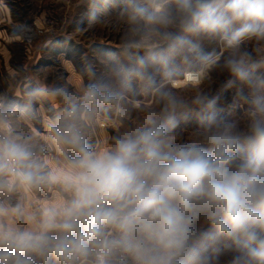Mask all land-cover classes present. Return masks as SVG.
<instances>
[{"label":"clouds","instance_id":"obj_1","mask_svg":"<svg viewBox=\"0 0 264 264\" xmlns=\"http://www.w3.org/2000/svg\"><path fill=\"white\" fill-rule=\"evenodd\" d=\"M128 11L121 52L135 53V66L122 73L145 81L159 114L97 150L87 124L120 99L111 84L30 92L63 100L50 132L65 163L50 168L28 138L0 134V191L58 186L68 195L34 227L0 224V264H221L224 249L232 252L227 264H264V94L253 87L246 132L210 101L196 138L176 143L183 101L164 83L177 56L215 63L196 43L204 39L222 42L230 52L223 67L248 80L241 44L264 39V0H130ZM157 65L160 82L149 72ZM8 211L0 205V216Z\"/></svg>","mask_w":264,"mask_h":264},{"label":"rangeland","instance_id":"obj_2","mask_svg":"<svg viewBox=\"0 0 264 264\" xmlns=\"http://www.w3.org/2000/svg\"><path fill=\"white\" fill-rule=\"evenodd\" d=\"M0 3L9 7L13 14V23L6 28L12 36H20L19 42L12 46L15 72L6 74L0 68L1 90L5 97L0 112V134L8 132L28 138L50 168L62 167L65 163L62 149L52 138L50 124L62 111L63 100L48 95L30 96L29 93L37 88H64L80 94L89 84L103 81L107 77L105 57H120L124 37L129 31L130 0H95V8L93 0H0ZM93 11L95 18L91 15ZM214 41L220 54L212 59L214 64L202 66L199 81L194 82L195 77L191 75L182 82L170 78L164 81L183 104L213 87V75L219 78L227 71L224 62L217 63L220 56L227 58L230 52L218 39ZM241 50L248 52L250 57L264 59V39L247 38L242 41ZM188 73L190 71H183L184 76ZM108 77L115 81L112 85H116V77L112 74ZM137 85L141 100L133 101L121 93L118 102L111 106L112 117L99 111L87 124L90 146L97 150L111 149L117 138L145 126L150 116L159 114L161 105L155 93L148 91L142 81ZM236 107L224 120L237 123L241 131L246 132L250 108ZM200 131L186 130L173 138L176 143H187ZM67 195L58 186L0 191V205L9 210L7 215L0 216V224L34 227L44 209L58 206ZM18 206L19 214L14 211Z\"/></svg>","mask_w":264,"mask_h":264},{"label":"trees","instance_id":"obj_3","mask_svg":"<svg viewBox=\"0 0 264 264\" xmlns=\"http://www.w3.org/2000/svg\"><path fill=\"white\" fill-rule=\"evenodd\" d=\"M196 43L199 44L203 54L208 56L210 60L219 56L220 51L217 47L216 41L204 39L198 40ZM121 54L122 52H120V57L114 55L111 57H105L107 66L104 67V74H106L107 77L103 81H96V83L106 82L111 85L114 84L115 81L112 82V79L108 77L112 74L116 77L117 82L115 83L116 85H112V87L119 93V95L122 93L133 101L141 100V92L138 89L137 84L142 81L147 87L145 81L136 77H133L130 80H125L122 73L123 68L135 66L136 54L133 53L132 57ZM139 55H144V52L140 51ZM225 59V55L220 56L217 64L223 63ZM204 64L205 62L196 55L177 56L173 61V70L170 79L183 80L185 78L183 71L188 70L190 72H199ZM247 70L249 72V79L245 81H241L231 75L228 71H225L222 77L219 78H217L216 75H213L215 78L213 87L208 89L199 98L184 103L183 107L177 110L176 119L178 123L177 127L172 131V136L177 137L186 130H201V119L208 113V104L210 101H215L213 110L216 112L217 116L222 119H228L233 110L237 108L236 106L250 108L253 99V87H257L261 94H264V59L250 57L247 62ZM80 72L84 78H86V74L83 73V71ZM149 72L157 82L163 80L162 70L159 65L151 68ZM147 89L148 91H152L149 87H147ZM111 106L112 105L104 106L100 110L101 114L106 117H112L114 112L111 109ZM200 227L203 228L205 225L201 224ZM231 255L232 252L230 250L224 249L220 258L221 264H227Z\"/></svg>","mask_w":264,"mask_h":264},{"label":"crops","instance_id":"obj_4","mask_svg":"<svg viewBox=\"0 0 264 264\" xmlns=\"http://www.w3.org/2000/svg\"><path fill=\"white\" fill-rule=\"evenodd\" d=\"M13 14L9 7L1 5L0 3V68L7 74L15 72L13 67V52L12 46L19 42L20 36H12L9 30L6 28L7 25H12ZM15 25V28L16 29Z\"/></svg>","mask_w":264,"mask_h":264},{"label":"bare ground","instance_id":"obj_5","mask_svg":"<svg viewBox=\"0 0 264 264\" xmlns=\"http://www.w3.org/2000/svg\"><path fill=\"white\" fill-rule=\"evenodd\" d=\"M192 76V77H195V81L194 82H197V81H199L200 80V78H201V76H202V72H190V73H188L187 75H186V77L185 78H187V76ZM184 78V79H185ZM179 82H182V80L181 81H179Z\"/></svg>","mask_w":264,"mask_h":264},{"label":"built area","instance_id":"obj_6","mask_svg":"<svg viewBox=\"0 0 264 264\" xmlns=\"http://www.w3.org/2000/svg\"><path fill=\"white\" fill-rule=\"evenodd\" d=\"M0 80H1V75H0ZM4 104H5V97H4V94H3L2 90H1V84H0V112L2 111V108H3Z\"/></svg>","mask_w":264,"mask_h":264}]
</instances>
